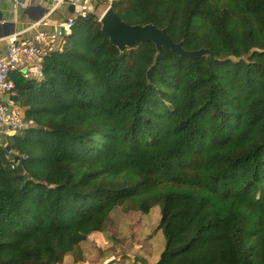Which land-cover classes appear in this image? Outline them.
<instances>
[{
	"label": "trees",
	"instance_id": "obj_1",
	"mask_svg": "<svg viewBox=\"0 0 264 264\" xmlns=\"http://www.w3.org/2000/svg\"><path fill=\"white\" fill-rule=\"evenodd\" d=\"M98 5L210 54L121 50L90 12L43 82L12 74L31 126L0 147V264H62L125 205L161 206L156 264H264V0Z\"/></svg>",
	"mask_w": 264,
	"mask_h": 264
},
{
	"label": "rangeland",
	"instance_id": "obj_2",
	"mask_svg": "<svg viewBox=\"0 0 264 264\" xmlns=\"http://www.w3.org/2000/svg\"><path fill=\"white\" fill-rule=\"evenodd\" d=\"M109 8L103 5L96 9L97 16L102 19ZM160 219L161 206L147 214L130 205L118 207L106 229L91 234L62 264H154L166 242L163 231L159 230Z\"/></svg>",
	"mask_w": 264,
	"mask_h": 264
},
{
	"label": "built area",
	"instance_id": "obj_3",
	"mask_svg": "<svg viewBox=\"0 0 264 264\" xmlns=\"http://www.w3.org/2000/svg\"><path fill=\"white\" fill-rule=\"evenodd\" d=\"M12 1L15 9H25L30 3L40 0ZM61 2L63 0H58L54 9H57ZM71 4L75 7L74 14L60 23L55 32H39L33 39L25 41L14 38L6 53L0 55V147L3 143L2 137L23 133L31 126L24 108L18 103L5 100V97L15 95L12 74L20 73L24 79L39 83L45 80V60L52 54L63 51L66 38L72 34L76 20L86 18L90 12L87 0H73ZM12 168L14 169L15 165Z\"/></svg>",
	"mask_w": 264,
	"mask_h": 264
},
{
	"label": "crops",
	"instance_id": "obj_4",
	"mask_svg": "<svg viewBox=\"0 0 264 264\" xmlns=\"http://www.w3.org/2000/svg\"><path fill=\"white\" fill-rule=\"evenodd\" d=\"M57 1L40 0L30 3L25 9H15L12 0H0V55L6 53L12 39L25 41L33 39L39 32H55L60 23L70 18L73 15L70 9L73 0H63L60 6L54 9ZM87 1L90 12L97 13L95 10L103 7L97 6L100 0ZM159 259L155 260L154 264Z\"/></svg>",
	"mask_w": 264,
	"mask_h": 264
},
{
	"label": "water",
	"instance_id": "obj_5",
	"mask_svg": "<svg viewBox=\"0 0 264 264\" xmlns=\"http://www.w3.org/2000/svg\"><path fill=\"white\" fill-rule=\"evenodd\" d=\"M71 12L74 14L75 7L71 5ZM100 22L103 24V31L110 37L114 46L121 50L134 47L137 44L145 42H153L157 45L158 49L165 48L169 51H174L182 56H188L192 58H200L204 55L210 54L207 51L201 50L197 52H186L182 45L175 44L166 30L158 29L153 25L148 26H130L123 22L121 18L110 7L106 14L102 17ZM5 100L19 103V97L16 95H10L5 97ZM4 140L5 137H2ZM10 150V147H8ZM18 157L16 161H19ZM19 172H23V168L19 167Z\"/></svg>",
	"mask_w": 264,
	"mask_h": 264
}]
</instances>
